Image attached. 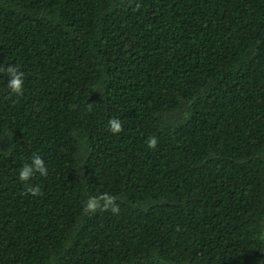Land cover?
Returning <instances> with one entry per match:
<instances>
[{
    "label": "trees",
    "instance_id": "obj_1",
    "mask_svg": "<svg viewBox=\"0 0 264 264\" xmlns=\"http://www.w3.org/2000/svg\"><path fill=\"white\" fill-rule=\"evenodd\" d=\"M9 66L0 264H264V0H0Z\"/></svg>",
    "mask_w": 264,
    "mask_h": 264
},
{
    "label": "clouds",
    "instance_id": "obj_2",
    "mask_svg": "<svg viewBox=\"0 0 264 264\" xmlns=\"http://www.w3.org/2000/svg\"><path fill=\"white\" fill-rule=\"evenodd\" d=\"M0 71H6L8 80H7V88L9 91L14 95H21L24 90V79L25 74L19 70L18 67L9 66L6 69L0 70ZM109 130L113 134H118L122 130L121 121L119 119H112L108 122ZM147 145L151 149H155L158 145V140L156 137H150L147 140ZM39 173L41 176L47 175V167L44 162V160L39 155H34L32 157L31 163L25 164L20 170H19V180L23 183L29 182L32 177ZM29 191L33 195H37L39 193L38 188L30 187ZM103 202L104 207L107 208L108 205L112 204L113 197H111L108 194H101L99 197L92 196L89 197L88 200L85 202L84 205V211L86 213L91 212L95 213L97 209L100 208L101 203ZM113 212H116L117 209L113 208Z\"/></svg>",
    "mask_w": 264,
    "mask_h": 264
}]
</instances>
